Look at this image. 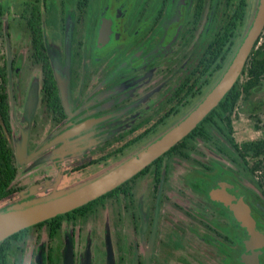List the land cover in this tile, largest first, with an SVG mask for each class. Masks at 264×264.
<instances>
[{"label":"flooded vegetation","instance_id":"obj_1","mask_svg":"<svg viewBox=\"0 0 264 264\" xmlns=\"http://www.w3.org/2000/svg\"><path fill=\"white\" fill-rule=\"evenodd\" d=\"M258 4L0 0V134L14 169L0 208L98 173L182 119ZM258 50L264 27L236 82ZM227 94L128 179L6 237L0 264H264L263 156L237 138Z\"/></svg>","mask_w":264,"mask_h":264},{"label":"water","instance_id":"obj_2","mask_svg":"<svg viewBox=\"0 0 264 264\" xmlns=\"http://www.w3.org/2000/svg\"><path fill=\"white\" fill-rule=\"evenodd\" d=\"M263 27L264 0H259L253 22L227 69L187 115L130 155L98 173L62 188L17 198L4 205L0 208V243L9 235L30 224L80 206L112 189L182 139L235 84Z\"/></svg>","mask_w":264,"mask_h":264},{"label":"trees","instance_id":"obj_3","mask_svg":"<svg viewBox=\"0 0 264 264\" xmlns=\"http://www.w3.org/2000/svg\"><path fill=\"white\" fill-rule=\"evenodd\" d=\"M246 78H241L230 89L225 99L221 102L225 111L232 112L239 99L250 98L253 91L258 88L264 77V52L261 50L252 53L244 69ZM245 149L254 155H262L261 162L264 164V137L246 140ZM14 176L13 164L11 162V150L6 139L0 134V197L6 193V187Z\"/></svg>","mask_w":264,"mask_h":264},{"label":"rangeland","instance_id":"obj_4","mask_svg":"<svg viewBox=\"0 0 264 264\" xmlns=\"http://www.w3.org/2000/svg\"><path fill=\"white\" fill-rule=\"evenodd\" d=\"M245 78L246 74H243L241 80ZM233 123L240 141L264 137V77L250 98L239 99L233 113Z\"/></svg>","mask_w":264,"mask_h":264}]
</instances>
